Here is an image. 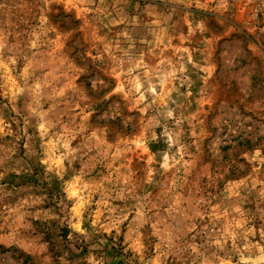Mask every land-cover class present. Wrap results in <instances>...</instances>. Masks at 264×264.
I'll return each mask as SVG.
<instances>
[{
	"label": "rangeland",
	"instance_id": "obj_1",
	"mask_svg": "<svg viewBox=\"0 0 264 264\" xmlns=\"http://www.w3.org/2000/svg\"><path fill=\"white\" fill-rule=\"evenodd\" d=\"M0 264H264V0H0Z\"/></svg>",
	"mask_w": 264,
	"mask_h": 264
}]
</instances>
